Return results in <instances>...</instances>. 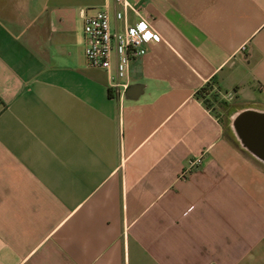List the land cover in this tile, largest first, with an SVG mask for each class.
<instances>
[{
    "label": "crops",
    "instance_id": "crops-1",
    "mask_svg": "<svg viewBox=\"0 0 264 264\" xmlns=\"http://www.w3.org/2000/svg\"><path fill=\"white\" fill-rule=\"evenodd\" d=\"M129 1L121 89L83 52L115 0H0V264H264V162L198 95L264 111V0Z\"/></svg>",
    "mask_w": 264,
    "mask_h": 264
},
{
    "label": "built area",
    "instance_id": "built-area-1",
    "mask_svg": "<svg viewBox=\"0 0 264 264\" xmlns=\"http://www.w3.org/2000/svg\"><path fill=\"white\" fill-rule=\"evenodd\" d=\"M114 12L120 27L111 26L108 10L94 8L82 13L83 52L88 66L109 70L111 86L126 89L129 84V63L139 57L142 46L149 41H158L159 34L141 16L139 8L129 0H115ZM232 94H228L230 98ZM200 158L190 159L186 170L197 165Z\"/></svg>",
    "mask_w": 264,
    "mask_h": 264
},
{
    "label": "water",
    "instance_id": "water-1",
    "mask_svg": "<svg viewBox=\"0 0 264 264\" xmlns=\"http://www.w3.org/2000/svg\"><path fill=\"white\" fill-rule=\"evenodd\" d=\"M231 125L241 145L264 162V111L252 108L238 111Z\"/></svg>",
    "mask_w": 264,
    "mask_h": 264
},
{
    "label": "rangeland",
    "instance_id": "rangeland-1",
    "mask_svg": "<svg viewBox=\"0 0 264 264\" xmlns=\"http://www.w3.org/2000/svg\"><path fill=\"white\" fill-rule=\"evenodd\" d=\"M200 97L203 100V102L211 110H214V109L218 110V107H220L221 104L223 107H226L225 110L222 112L223 115H221L222 121H223V123H225V128L229 132L234 134L233 133L234 130L232 128L231 120H230V117H232V116H230V114H229L232 106L234 107V105L232 104L233 100L220 98L218 93L213 88H209V90H207V91L203 90L200 94ZM215 104H217V107H215Z\"/></svg>",
    "mask_w": 264,
    "mask_h": 264
},
{
    "label": "trees",
    "instance_id": "trees-1",
    "mask_svg": "<svg viewBox=\"0 0 264 264\" xmlns=\"http://www.w3.org/2000/svg\"><path fill=\"white\" fill-rule=\"evenodd\" d=\"M202 92V91H201ZM201 92H198V95L200 96Z\"/></svg>",
    "mask_w": 264,
    "mask_h": 264
}]
</instances>
